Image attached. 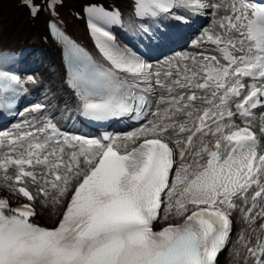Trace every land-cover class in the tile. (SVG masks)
<instances>
[{
	"label": "snow or ice",
	"instance_id": "1",
	"mask_svg": "<svg viewBox=\"0 0 264 264\" xmlns=\"http://www.w3.org/2000/svg\"><path fill=\"white\" fill-rule=\"evenodd\" d=\"M18 3L32 20L48 14L72 98L55 112L36 102L17 114L39 115L0 130V264H218L234 214L247 225L236 238L243 264H264V0H131L144 51L107 30L123 24L118 7L89 3L100 60L58 27L63 0ZM206 16L195 51L168 58ZM14 63L0 51V95L12 94L0 109L36 83L5 70ZM72 108L145 122L90 137L60 126ZM43 214L53 227L38 223Z\"/></svg>",
	"mask_w": 264,
	"mask_h": 264
},
{
	"label": "bare ground",
	"instance_id": "2",
	"mask_svg": "<svg viewBox=\"0 0 264 264\" xmlns=\"http://www.w3.org/2000/svg\"><path fill=\"white\" fill-rule=\"evenodd\" d=\"M76 2H74L75 4ZM26 14L24 11H21L19 9H16L14 4L11 3V0H1L0 1V27L3 28V30L7 31V35L5 37L6 44H12L18 40H22L25 38V36L29 33L30 29L27 25L26 21ZM195 23L194 26H198L199 29H201V25L205 28L209 25V23L213 20V17L206 16V17H197L194 18ZM40 25L44 26L42 22H39ZM199 29L193 33V37L197 36L198 33H201ZM42 29L38 28L36 30V33H41ZM78 35L81 34V32L76 31ZM41 53H43V58L41 61H37L38 65L36 68L37 72L39 73V77L46 80L45 86L40 90V93L38 94V100L43 101L45 103H48L50 105H53V112L56 110V106H58L60 109H63L64 107V101H68V98L66 94H63V90L61 87V83H58V76L61 74L60 67L58 64V57L53 50V47L50 46V48H44L42 47ZM180 54L177 53L176 55L173 54L175 58L178 57ZM50 62H52V65L50 66ZM51 67L57 68V70H52ZM62 79V75H61ZM56 93V94H55ZM63 94V95H62ZM62 95V96H61ZM45 96H47V99H45ZM59 96H61L59 98ZM59 118V116L57 117ZM43 219L48 220V222H54L56 217L49 216L47 214L41 215ZM247 228V226H246ZM246 233H249L245 231ZM224 264H241V260L237 259L236 255L233 254L232 256L227 257V260Z\"/></svg>",
	"mask_w": 264,
	"mask_h": 264
},
{
	"label": "rangeland",
	"instance_id": "3",
	"mask_svg": "<svg viewBox=\"0 0 264 264\" xmlns=\"http://www.w3.org/2000/svg\"><path fill=\"white\" fill-rule=\"evenodd\" d=\"M52 64V63H51ZM52 68V70H55V68L54 67H51Z\"/></svg>",
	"mask_w": 264,
	"mask_h": 264
}]
</instances>
